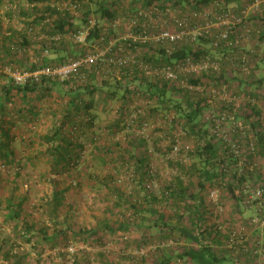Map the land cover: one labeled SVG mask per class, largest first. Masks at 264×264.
<instances>
[{
    "label": "built area",
    "instance_id": "obj_1",
    "mask_svg": "<svg viewBox=\"0 0 264 264\" xmlns=\"http://www.w3.org/2000/svg\"><path fill=\"white\" fill-rule=\"evenodd\" d=\"M83 1L52 0L47 5L79 18ZM96 1L87 0L89 4ZM117 1L124 8L122 13L113 18L90 14L87 22L75 30L52 34L48 29L52 19L46 16L27 31L43 45L38 56L35 49H26L30 64L36 68L22 71L9 65L5 72L19 85L30 80L41 84L48 79L85 89L98 80L117 81L122 95L110 98L104 93L95 98L97 106L106 98L112 119L98 130L73 129L72 136L84 143V150L72 167L86 162L94 146L116 151L128 150L133 142L143 143L141 151L148 161L146 171L150 177L146 188L157 195L161 185L173 179L187 183L189 179L181 167L187 168L193 162L195 142L187 122L172 108L174 92L181 94L180 101L192 96L196 103L202 102L203 133L219 148L212 171L217 178L207 199L215 216L225 218L224 222L217 221L226 238L224 248L233 253L235 264H264V156L256 136L264 131V86L254 84V73L264 61V29L259 27L264 0L233 4L211 0L203 5L193 0ZM66 44L78 46L79 56L44 63L53 59L54 49ZM187 47L193 54L178 55ZM146 55L153 59L148 60ZM164 91L166 97L162 98L159 94ZM252 110L260 114L247 119ZM33 129H37V122ZM112 155L108 167L116 164L121 169L115 185L132 195L137 162L132 164ZM227 184L235 187L241 211L250 214L233 221L228 218L236 202L232 198V205L221 203ZM122 213L133 217L131 210L116 211L118 217ZM128 240V235L121 238L122 243ZM181 245L182 241L155 239L132 253L150 261L159 249ZM104 249L110 254L117 252L110 242ZM79 250L70 242L54 251L67 254L71 264ZM170 264L190 262L176 258Z\"/></svg>",
    "mask_w": 264,
    "mask_h": 264
},
{
    "label": "trees",
    "instance_id": "obj_2",
    "mask_svg": "<svg viewBox=\"0 0 264 264\" xmlns=\"http://www.w3.org/2000/svg\"><path fill=\"white\" fill-rule=\"evenodd\" d=\"M50 1L52 0L9 2L0 0V8L5 6L4 13L0 15V166L5 168L0 169V216H3L4 222L13 226L11 235L0 230V264H45L43 255L47 249L54 252L66 246L70 236L78 234L86 236L84 232L78 230L74 222L77 205L69 198L71 189L84 187L86 183L83 180H87L89 186L95 189L96 186L99 187L97 190H100L103 196L100 194L97 200L107 202V208L115 213V219L109 222L114 228L110 231L111 235H116L120 242L122 236H129V240L124 242L127 243V247L124 244L118 253L98 252L95 256L96 263L124 264V261L128 260L131 264H147L146 259H139L132 253L134 249L155 239H173L182 241L184 245L175 249H159L152 258L154 264H170L176 258L185 259L190 264H235L233 253L224 248L226 238L217 226V221L224 222L225 218L215 216L214 207L207 199V192L213 180L217 178V174L212 171L219 148L203 133L200 120L202 102L196 103L192 96H187L186 101L172 103L174 111L190 127V137L195 142V149L192 153V164L187 168L181 167L182 174L189 179L188 182L173 179L170 184L161 185L158 195L146 188L150 177L146 171L148 161L141 151L143 143L133 142L128 150L115 148L116 151L94 146L87 155L86 162L83 161L78 167H72L76 163L75 158H79L84 150V143L80 142L78 137L72 136L73 129L77 127L84 129L83 132H89L103 126L93 114L97 104L95 98L100 90L94 84L82 89L87 91L84 98L71 100L70 111L66 109L63 117H59L56 110L52 111L56 119L52 123L51 134L45 136L39 130L33 129L39 117L40 99H52L53 90L58 83L44 79L41 84L30 80L19 85L5 72L9 65L22 71H33L36 68L30 64L26 49H35V55L38 56L43 45L34 41V37L27 33L28 29L37 26L42 19L49 16L52 23L48 29L52 34L75 30L87 22L90 14L113 18L124 9L117 0H95V5L84 0L81 17L75 18L67 12L49 7L47 2ZM193 1L203 5L211 0ZM222 1L233 4L239 3L240 0ZM5 17L8 21H5ZM262 17L259 27L264 29V14ZM79 53L81 52L78 46L66 44L54 49L53 59L45 60L44 63H59L71 57H78ZM189 53L193 54L191 47L184 48L178 55ZM211 55L217 56L215 53ZM146 58L153 59L151 55H146ZM262 72L264 61L259 63L258 71L254 73V84L259 88L264 86ZM238 78L243 84L242 78ZM114 83V86L121 89L117 81ZM59 85L72 94L82 91L70 83ZM107 95L113 98L116 92L109 91ZM159 95L162 98L166 97L165 91ZM169 100L172 102V98ZM162 102L166 104L165 100ZM187 106L190 107L189 111ZM251 112L252 115H247V119L260 114L257 110ZM77 117L84 119L77 122ZM253 127L257 128L258 125L254 124ZM256 136L260 153L264 156V131L257 133ZM110 154L123 157V160H128L132 164L137 162L135 165L137 180L132 195H127L115 185L116 178L121 174V169L116 164L104 174H92L91 169L97 162H110ZM44 159L49 167L43 170L47 172H42L39 175L41 180H36L35 183L44 185L49 181V189L42 198L34 202L36 204L29 206L34 184L29 169L42 166ZM226 188L227 193L221 203L233 202L232 198H235L236 205H232V208L238 214L232 215V218H241V202L233 191L235 187L227 184ZM117 210H131L133 217L125 213L118 217ZM37 212H41L43 217ZM107 228L111 230L110 227ZM33 242L34 246H28ZM45 243L48 247L42 246ZM55 257H61L65 263L68 262L67 254L59 253L57 256L48 257L51 261L49 264L55 262ZM88 257L89 255H86L84 260H88Z\"/></svg>",
    "mask_w": 264,
    "mask_h": 264
},
{
    "label": "crops",
    "instance_id": "obj_3",
    "mask_svg": "<svg viewBox=\"0 0 264 264\" xmlns=\"http://www.w3.org/2000/svg\"><path fill=\"white\" fill-rule=\"evenodd\" d=\"M109 1H112V0H109ZM121 1L127 2L130 0H121ZM136 1L140 2L142 0H136ZM242 1L243 0H240L239 2H242ZM131 4L134 5V3H131ZM210 52L213 53V51H210ZM238 80L240 79L238 78ZM56 83H58V86L55 87L53 90L54 97L52 99H48V98L40 99L41 108L39 111V117L36 122H37V129L39 128V131L42 133V135H45V136L52 133V128H53L52 123L56 119L55 116H53V112H52L53 110H56V114L59 117H63L65 115L66 109L70 111L69 108L71 106L70 105L71 100L73 101L74 98L79 99L80 97L84 98L87 95L86 93L87 91L82 90V89H81L82 91L72 94L69 91H65L66 89L64 90L62 86L59 85L61 84L60 82H56ZM93 84L96 87H99L100 91L102 92L101 88L102 89L105 87L108 88L111 85H114L115 83L110 81V83L105 84L104 82H101L98 80V81H95ZM184 100L186 101V99ZM101 101L102 103H99L100 104L99 106L95 105V111L93 112V114L95 118L99 122H101V124H105L106 122L110 121L112 117L111 115L108 117H105L104 115V114L109 113L107 110L108 102H106V98H104ZM175 102H182V101L175 100ZM66 106L68 107L66 108ZM71 111L73 112V109ZM76 121L80 122L81 120H78L76 118ZM91 161L93 162V159H91ZM43 162H44L42 164L43 169H46L47 167H49V164L47 161H45V159L43 160ZM101 162L104 163V161H101ZM90 164L88 166H90ZM83 181L86 183L85 185H87L88 187L89 184L87 180H83ZM70 182L72 183V181ZM73 183L75 184V182ZM90 189H93V187H91ZM90 189L86 190V187H83L82 189L73 188L71 189L70 191L71 193L69 196L70 200L75 201L77 204V210L74 211L75 213L74 222L76 223L78 230H81L82 232L86 234V236L84 235L81 236L79 234L70 236V239L67 242V244H69L70 242H74L75 244H77V247L80 248V250L77 251V253L75 254V262H73L77 264H98V262L96 263L95 256L98 252L102 253L104 251L103 253H106L105 252L106 250L104 249L106 242H110L111 244H113L114 247H116L117 252H115V254L119 252V248L122 247L124 244H126V247H127V243L120 242L118 237H116V235H113V234L111 235L110 233V231L114 230V228L110 226L109 222H111L110 221L111 219H115V213H112V211L109 208H107V202L106 203L103 202L99 204L101 206L100 212L95 211L96 209H87V207H81L80 209V205L83 203V201L88 200L89 199L88 197H93L94 199L96 198L98 199L100 197V194L103 196V194L100 193V191L97 193L88 192ZM44 194L45 192L42 193V195ZM230 205H232V202H230ZM249 213L251 212H246L245 215ZM232 215L233 216L235 215V211L233 213L231 212L230 217L228 218L229 219L232 218ZM245 215H242V216H245ZM40 216L43 217L42 214H40ZM234 218L235 217H233L231 221H233ZM107 227H110L111 230H108ZM5 232L8 235H11V233L13 232V226L8 227ZM100 237L102 239H100ZM31 245L34 246V242L30 245L28 244V246L30 247ZM42 246L48 247L46 243L44 245L42 244ZM48 251H51V250L47 249V252ZM47 252L45 255H43V262L47 260L45 264H49L51 262L47 258ZM107 253L109 252L107 251ZM86 255H89L88 260H84ZM54 261L55 262L53 264H55L56 262H57L56 264H67L61 259V257H55ZM146 262L147 264H154L152 260L146 261ZM124 264H131V263L128 260H126L124 261Z\"/></svg>",
    "mask_w": 264,
    "mask_h": 264
},
{
    "label": "rangeland",
    "instance_id": "obj_4",
    "mask_svg": "<svg viewBox=\"0 0 264 264\" xmlns=\"http://www.w3.org/2000/svg\"><path fill=\"white\" fill-rule=\"evenodd\" d=\"M4 11H5V6H2L0 8V15H2L4 13ZM5 21H8V18L7 17H5ZM262 74L264 75V72H262ZM101 90H102V92L99 90V92L97 94V95H100V97L103 96L104 93L107 94L109 91H115L116 92L115 98L118 96L117 94H119V95H122L123 94V91L120 88H118V87H116L114 85H111L108 88L107 87H105L103 89L101 88ZM174 95L176 97L175 98L176 100H181V98H180L181 97V94L180 93H177L176 92ZM185 107H186V105L183 107V110L185 109ZM187 110L188 111L190 110V107L189 106H187ZM104 115H105V117H108V116H110V113H107V114H104ZM38 130H39V128L37 130H35V131H38ZM98 161H100V160H98ZM0 169L5 170V168H3V166H0ZM109 169H111V168L108 167L107 162L106 163H102L100 161V162H97L96 163V165L91 169V171H92V174L93 175L94 174L95 175L96 174L100 175V174L106 173ZM43 170H44L43 169V166H41V165L40 166L38 165L36 167V169H33V167L32 168L30 167V169H29V171L31 172L30 178L34 182L33 188H32L33 190L31 191V195H30V205L29 206H32L33 204H36L34 202H37L39 198H42V193L43 192H46L47 189H49V185H48V182L49 181L46 182V183H44V185H39L37 182L35 183L36 180H41V179H39V175H41V173L44 172ZM91 171H88V173L91 172ZM50 178H52V177H50ZM89 183H90V181H89ZM94 185L96 186V184H94ZM84 187H86V190H88V189L91 188V186H89V185H88V187H87V185H84ZM97 188H99V187L96 186V189L95 188L90 189L88 192H90V193H92V192L93 193H97V192L100 191V190H97ZM88 198L89 199L83 201L82 204L79 202L82 205V206L80 205V209H81V207H87V209H96L95 211L100 212L101 206L99 204L102 203L101 199L100 200H96L97 198L96 199H94L93 197H88ZM33 212H34V210H33ZM37 213L38 214H41V212H37ZM245 214H246V211L245 210H242V215H245ZM0 227H1V229H0L1 232H5L6 229H7V227H10V224H8V222H4L3 216H0ZM58 253L59 252L48 251L47 252V258L50 255L57 256ZM46 261L47 260H45L44 262H46ZM67 264H69V263L67 262Z\"/></svg>",
    "mask_w": 264,
    "mask_h": 264
}]
</instances>
